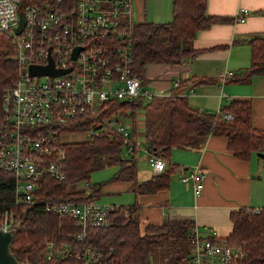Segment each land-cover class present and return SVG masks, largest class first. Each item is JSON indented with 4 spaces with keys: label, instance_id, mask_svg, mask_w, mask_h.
Wrapping results in <instances>:
<instances>
[{
    "label": "trees",
    "instance_id": "trees-1",
    "mask_svg": "<svg viewBox=\"0 0 264 264\" xmlns=\"http://www.w3.org/2000/svg\"><path fill=\"white\" fill-rule=\"evenodd\" d=\"M171 15L169 22H133L120 27L128 33L124 41L131 49V75L139 78L143 87L147 82L146 68L149 64H182L196 54L192 48L196 31L215 23H232L244 18V15H208L206 0H172ZM248 44L250 63L241 76H234L232 80L244 81L253 75H264V35L252 36ZM12 56L11 42L7 36L0 34V122L2 98L16 79L17 68ZM198 81L205 82L207 79L200 78ZM179 88H175L176 91ZM116 112L131 120V149L127 151V156H121L124 147L122 136L107 128L104 122ZM138 112L143 115L141 125L146 151L167 161L165 171L152 173L143 180L138 179L137 169L139 151L136 139L139 134L135 118ZM225 113H231L232 117L225 118ZM96 116L94 124L102 122L97 128V135H91L84 141L62 143L66 178L62 181H41L33 202L16 203L15 178L10 172L0 170V219L3 214L9 213L18 223L10 247L17 260L30 264H87L83 255L77 257L78 253L82 254L85 245L75 240L80 229L72 219L46 212L43 203L49 200L99 199L104 183L91 184L90 176L106 166H117L111 181L126 182L129 185L127 190L136 196L167 189L171 176L184 170V166L170 162L172 150L196 147L209 135L225 137L228 150L239 160L247 161L257 152L264 153V130L252 125L248 100H229L219 112L207 113L194 108L186 96L173 89L170 94L153 95L148 99L139 96L130 100L109 101ZM90 123L80 122L62 133L87 132ZM104 127L106 129L101 131ZM82 182L87 187L85 190H71ZM141 208L137 202L111 206L107 226L92 230L93 238L88 243L100 252V258L107 264H151L149 257L154 250L165 254L163 264H184L189 255L190 230L195 223L185 219H166L161 224H147L141 228ZM229 220L232 227L226 237H211L240 247L246 255L247 264H264V209L254 212V209L241 207L229 214ZM50 242L67 244L66 254L45 259V250Z\"/></svg>",
    "mask_w": 264,
    "mask_h": 264
},
{
    "label": "built area",
    "instance_id": "built-area-1",
    "mask_svg": "<svg viewBox=\"0 0 264 264\" xmlns=\"http://www.w3.org/2000/svg\"><path fill=\"white\" fill-rule=\"evenodd\" d=\"M38 1L0 0V34L11 42L12 61L17 68L15 81L2 98L0 170L14 176L18 204L33 202L44 179L66 178L65 151L60 141L63 130L91 121L86 133L97 135L102 122L94 124V117L107 102L153 96L139 78L131 75V49L124 41L128 33L120 28L134 22L132 0ZM75 49L76 57H73ZM50 60L54 70L65 72L30 74V66H49ZM232 76L233 72H224L220 84ZM180 82L177 78L173 84L178 87ZM115 115L121 113L107 118L105 125L122 136V149L130 151V125L120 124ZM224 117L232 115L225 113ZM147 161L153 173L167 168L162 156L148 153ZM181 174L180 180L191 181L193 194L198 196L203 190L204 177L199 165L187 167ZM43 206L46 212L72 219L80 229L75 240L85 245L77 257L83 255L87 264H107L88 240L93 238L92 230L107 226L110 205H101L96 200H49ZM261 209L264 208L254 212ZM17 226L12 214L2 215V231ZM189 236V255L184 264H247L240 247L203 234L196 224ZM67 249V244L50 242L45 259L65 255Z\"/></svg>",
    "mask_w": 264,
    "mask_h": 264
},
{
    "label": "crops",
    "instance_id": "crops-1",
    "mask_svg": "<svg viewBox=\"0 0 264 264\" xmlns=\"http://www.w3.org/2000/svg\"><path fill=\"white\" fill-rule=\"evenodd\" d=\"M171 1L132 0V18L134 22L148 18L151 20L147 22H169ZM240 13L244 15L242 21L215 23L196 31L192 42L196 54L186 62L149 64L146 83L151 81L149 85L159 94H170L174 89L194 108L207 113H215L226 104L224 97L248 100L252 125L264 130V75L244 81L231 79L241 76L250 63L248 40L264 35V0H206L208 15L236 17ZM227 71L233 76L220 84L221 74ZM178 76L181 82L176 91L173 83ZM200 78L207 81L199 82ZM170 162L184 166V170L199 165L204 173L202 192L195 196L191 181L183 183L181 171H177L167 189L134 196L133 202L142 206L139 220L142 215L154 225L166 219L190 220L203 234L224 238L231 231V212L241 207L264 208V160L256 154L247 161L234 158L223 136L209 135L196 147L173 149Z\"/></svg>",
    "mask_w": 264,
    "mask_h": 264
},
{
    "label": "rangeland",
    "instance_id": "rangeland-1",
    "mask_svg": "<svg viewBox=\"0 0 264 264\" xmlns=\"http://www.w3.org/2000/svg\"><path fill=\"white\" fill-rule=\"evenodd\" d=\"M150 20H151L150 18L147 19V21H150ZM177 78H181V76H178L175 79ZM150 83L151 81L146 83L144 86V89L147 90L150 95H164V94L157 93V90L154 87L149 85ZM121 116L115 115V118L120 122V124L122 125L124 124L128 126L129 124L131 125L130 119H127L123 115ZM142 120H143L142 112L136 113L135 121L137 124V131L139 134L136 139L139 145L137 169H138V179L140 180L148 178L153 173L147 161L148 153L145 149V139L143 137L142 125H141ZM88 137H89L88 133L86 132H76V133L65 132L60 135V141L62 143L72 142V141H84V140H87ZM172 153H173V150L171 154ZM127 154H128L127 150L125 148L122 149L121 156H127ZM116 170H117V166H106L103 169L97 170L91 174L90 176L91 184L104 183V185L101 187L100 198L96 200L97 203L101 205L119 206V205H130L135 200L134 195L130 191L127 190L129 185L126 182L111 181ZM75 186L77 187H71V190H74V189H84L85 190L87 188L83 182L78 183ZM143 218H144V215H142V218H140L139 220L141 228H143L146 224L152 223L151 221L146 222V220ZM165 258H166L165 254L161 250H154L149 257L151 264H163V262L165 261Z\"/></svg>",
    "mask_w": 264,
    "mask_h": 264
},
{
    "label": "water",
    "instance_id": "water-1",
    "mask_svg": "<svg viewBox=\"0 0 264 264\" xmlns=\"http://www.w3.org/2000/svg\"><path fill=\"white\" fill-rule=\"evenodd\" d=\"M23 14L21 13V17L23 20ZM23 25V21L21 23V27ZM21 27L19 29H21ZM76 51L77 49L74 50L73 52V57H76ZM50 60V65L49 66H43V67H37V66H30L29 67V72L31 75H44V74H50V75H57L65 71H58L54 70L52 68ZM69 68L67 69V71ZM256 156L259 157L260 159L264 160V153L262 152H257ZM16 235V228L9 230V231H2L0 229V264H23L21 261L17 260L15 255L12 253L10 247L13 243V239ZM31 264H36V263H31Z\"/></svg>",
    "mask_w": 264,
    "mask_h": 264
}]
</instances>
